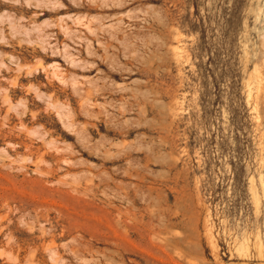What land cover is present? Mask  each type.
I'll return each mask as SVG.
<instances>
[{
  "label": "rangeland",
  "instance_id": "obj_1",
  "mask_svg": "<svg viewBox=\"0 0 264 264\" xmlns=\"http://www.w3.org/2000/svg\"><path fill=\"white\" fill-rule=\"evenodd\" d=\"M0 264H264V0H0Z\"/></svg>",
  "mask_w": 264,
  "mask_h": 264
}]
</instances>
